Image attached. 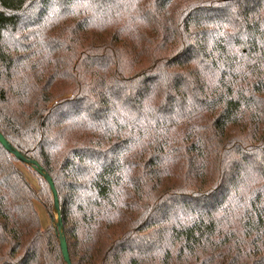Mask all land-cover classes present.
<instances>
[{"label": "trees", "instance_id": "1", "mask_svg": "<svg viewBox=\"0 0 264 264\" xmlns=\"http://www.w3.org/2000/svg\"><path fill=\"white\" fill-rule=\"evenodd\" d=\"M0 132L71 264H264V0H0ZM56 221L0 143V264Z\"/></svg>", "mask_w": 264, "mask_h": 264}, {"label": "water", "instance_id": "2", "mask_svg": "<svg viewBox=\"0 0 264 264\" xmlns=\"http://www.w3.org/2000/svg\"><path fill=\"white\" fill-rule=\"evenodd\" d=\"M0 143L7 151H9L13 155H15V157H17L20 161L32 164L35 167V169L37 170V172L40 175H42L44 177V179L49 183L50 188H51L52 193H53V198H54V208H55L56 215H57L56 224L58 226V231H59V240H60L61 250H62L63 257H64V260L66 261V263L67 264H71V260H70L69 253H68V247H67L66 239H65V236H64V233H63V225H62L61 218H60L57 191L55 189V186H54V184L52 182L51 177L43 170L42 167L39 166L37 161L27 159L18 150L13 149L11 147V145L7 142V140L3 137L1 132H0Z\"/></svg>", "mask_w": 264, "mask_h": 264}, {"label": "rangeland", "instance_id": "3", "mask_svg": "<svg viewBox=\"0 0 264 264\" xmlns=\"http://www.w3.org/2000/svg\"><path fill=\"white\" fill-rule=\"evenodd\" d=\"M21 168L23 169V171L26 173L27 177L31 179V176L30 174L28 173V170L24 167L21 166ZM36 209L40 215V218H41V221H42V225L45 226L48 222V218L44 212V209L41 205L39 204H36Z\"/></svg>", "mask_w": 264, "mask_h": 264}]
</instances>
